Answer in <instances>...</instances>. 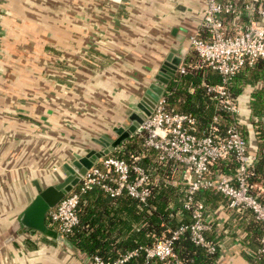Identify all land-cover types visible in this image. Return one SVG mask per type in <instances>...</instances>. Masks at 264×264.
Segmentation results:
<instances>
[{
  "label": "crops",
  "instance_id": "crops-1",
  "mask_svg": "<svg viewBox=\"0 0 264 264\" xmlns=\"http://www.w3.org/2000/svg\"><path fill=\"white\" fill-rule=\"evenodd\" d=\"M201 9V0H0V264H94L48 224L46 233L20 227L18 217L36 193L32 182L43 188L61 179L62 164L75 154L102 150L94 139L116 138L112 128L129 124L170 49L186 71H176L162 95L175 75L199 68L187 37ZM188 85L182 80L177 89L192 91ZM234 86L238 123L257 158L264 147V75L238 78ZM182 172L175 182L183 187ZM179 206L169 204L177 221ZM204 207L206 236L217 245L209 264H264V253L256 257L263 225L248 210L226 201Z\"/></svg>",
  "mask_w": 264,
  "mask_h": 264
},
{
  "label": "built area",
  "instance_id": "built-area-1",
  "mask_svg": "<svg viewBox=\"0 0 264 264\" xmlns=\"http://www.w3.org/2000/svg\"><path fill=\"white\" fill-rule=\"evenodd\" d=\"M202 9L196 30L188 35L189 48L199 61L219 76L216 84H204L205 92L214 100L215 107L225 112L229 122L221 134L213 116L203 130L195 132V120L184 113L166 110L160 96L140 131H144L143 145L156 152L159 162H172L182 169L181 200L174 214L178 221L167 235L155 239L152 245L128 251L112 261L98 256L91 258L94 264H122L142 249L147 259L156 258L169 264H183L173 251V242L183 233L189 240L204 249L206 254L216 255L217 245L207 238L210 229L205 207L196 198L202 190L218 192L226 199L227 206L241 212L248 210L253 218L263 224L258 238L256 257L264 253V204L251 193L248 179L253 175L257 161L248 151L247 142L239 130V105L229 88L231 78L245 66L256 60H264V3L246 0H201ZM185 73L184 65L177 69ZM231 158L235 167L232 173L212 172L211 166L222 159ZM139 156L128 160L108 157L94 164L79 176L78 189L71 190L51 209L45 223L55 224V230L63 238L76 226L79 194L93 186L100 187L109 196L124 191L139 203H144L155 184V170H145L138 164ZM182 216L184 218H182Z\"/></svg>",
  "mask_w": 264,
  "mask_h": 264
},
{
  "label": "trees",
  "instance_id": "trees-1",
  "mask_svg": "<svg viewBox=\"0 0 264 264\" xmlns=\"http://www.w3.org/2000/svg\"><path fill=\"white\" fill-rule=\"evenodd\" d=\"M263 75L264 60L258 59L252 66H245L231 78L229 83L231 93L237 97L238 89L234 86L236 79L252 77L260 80ZM219 79L220 76L215 71L199 61V68L189 71L184 76L177 74L169 82L162 95L165 109L192 116L195 120L194 126L197 134L203 130L206 122H210L211 118L216 116L215 124L222 134L229 122V117L214 106L215 102L212 103L204 88V84H216ZM182 80H186L193 90L177 89ZM239 130L244 135L240 126ZM143 139L144 131L135 132L109 156L128 160L131 155L138 154L141 155L138 160L141 167L145 170L154 168L157 181L151 185V194L144 203L137 202L124 191L111 197L96 185L79 194L78 222L66 235V239L83 251L90 260L93 256H98L103 260L112 261L133 249L150 246L156 238L167 235L168 230L173 229L177 224V219L173 216L169 204L178 205L180 203L183 187L178 178L175 182V177L182 169L172 162H159L156 152L143 145ZM256 155L257 161L253 168V175L248 179V183L253 187L251 193L264 204V147L259 149ZM224 160L227 162L224 163ZM96 165L99 166V163ZM234 167L235 163L229 157L217 161L210 169L213 173L215 171L230 173L229 171L233 172ZM77 189L78 184L73 190ZM91 198H93L92 201ZM196 198L210 208L226 201L218 192L208 189L197 193ZM250 217L252 222L263 225L256 221L251 213ZM49 226L56 228L55 224ZM114 232L117 233L114 235ZM173 251L176 258L183 264H209L215 258V254H206L202 247L194 245L187 233H183L173 242ZM144 260V252L139 249L135 256H130L122 264H142ZM147 264H166V261L151 258L147 259Z\"/></svg>",
  "mask_w": 264,
  "mask_h": 264
},
{
  "label": "water",
  "instance_id": "water-1",
  "mask_svg": "<svg viewBox=\"0 0 264 264\" xmlns=\"http://www.w3.org/2000/svg\"><path fill=\"white\" fill-rule=\"evenodd\" d=\"M179 62L180 59L175 50L170 49L161 60L155 74H153V81L147 84L142 95L136 101L135 110L128 114L129 124L125 127H113L112 132L116 135L114 139L105 136L94 139L95 144L102 150L90 148L84 150L83 154H75L73 159L62 164L63 177L43 188L37 182H32L36 193L18 217L21 228L28 230L30 233L33 231L47 232L45 217L48 210L53 208L64 195L73 189L79 182V176L85 174L94 165L95 159L103 157L130 135L140 131L144 119L150 115L155 103L162 95V85H166L168 79L175 74ZM57 239L65 242V238L58 233Z\"/></svg>",
  "mask_w": 264,
  "mask_h": 264
},
{
  "label": "rangeland",
  "instance_id": "rangeland-1",
  "mask_svg": "<svg viewBox=\"0 0 264 264\" xmlns=\"http://www.w3.org/2000/svg\"><path fill=\"white\" fill-rule=\"evenodd\" d=\"M1 54H2V51H1V49H0V56H1Z\"/></svg>",
  "mask_w": 264,
  "mask_h": 264
}]
</instances>
